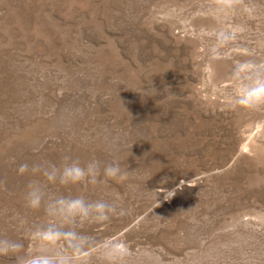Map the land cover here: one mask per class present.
Wrapping results in <instances>:
<instances>
[{
	"label": "rangeland",
	"instance_id": "1",
	"mask_svg": "<svg viewBox=\"0 0 264 264\" xmlns=\"http://www.w3.org/2000/svg\"><path fill=\"white\" fill-rule=\"evenodd\" d=\"M92 159L95 184L43 176ZM33 258L264 264V0H0V264Z\"/></svg>",
	"mask_w": 264,
	"mask_h": 264
},
{
	"label": "clouds",
	"instance_id": "2",
	"mask_svg": "<svg viewBox=\"0 0 264 264\" xmlns=\"http://www.w3.org/2000/svg\"><path fill=\"white\" fill-rule=\"evenodd\" d=\"M26 168V165L22 166L21 171L23 172ZM36 170L33 169V171ZM100 173L101 162L92 159L84 166H81L79 161H66L60 167L55 165L50 166L49 169L43 172V176L49 184L56 182L60 185L83 182L95 184ZM102 173L105 180H115L117 183H120L128 179L130 171L122 170L118 161L113 160L111 163L103 165ZM26 201L31 208L40 206L41 196L39 195V189L33 184L28 186ZM114 211V207L105 200L86 202L83 197H58L50 201L46 208V212L50 217L57 218L66 224H72L77 219L106 220ZM37 235L41 240H50L53 234L38 233ZM54 235H60V233H55ZM67 235L73 234L67 233ZM23 264H53V261L48 258H33L23 261Z\"/></svg>",
	"mask_w": 264,
	"mask_h": 264
}]
</instances>
